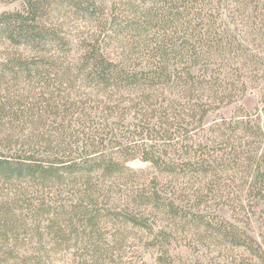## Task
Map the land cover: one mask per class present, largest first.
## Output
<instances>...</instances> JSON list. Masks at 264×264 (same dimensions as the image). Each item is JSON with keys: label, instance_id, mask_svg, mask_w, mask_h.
<instances>
[{"label": "trees", "instance_id": "obj_1", "mask_svg": "<svg viewBox=\"0 0 264 264\" xmlns=\"http://www.w3.org/2000/svg\"><path fill=\"white\" fill-rule=\"evenodd\" d=\"M4 1L0 264H123V226L174 264L181 224L264 264V0Z\"/></svg>", "mask_w": 264, "mask_h": 264}, {"label": "rangeland", "instance_id": "obj_2", "mask_svg": "<svg viewBox=\"0 0 264 264\" xmlns=\"http://www.w3.org/2000/svg\"><path fill=\"white\" fill-rule=\"evenodd\" d=\"M18 3H8L4 0L0 1V11L12 8ZM7 52L6 47L0 44V58L5 55ZM64 56L59 60L57 66L53 69L51 76L57 73V70H67L66 69V60ZM61 79L55 82L56 92L63 94L67 82L64 80V75L61 71ZM57 79V77H56ZM21 87V89H20ZM31 91L42 90V86L35 85L32 86ZM29 86L25 82H20L11 86V90H16L18 92H28ZM24 90V91H23ZM257 103L256 91L250 90L245 99L242 101V104L248 109L252 110ZM225 114H230V109L225 110ZM149 164L143 162L140 159L132 160L128 163V166L131 168H146ZM219 214L223 215L225 218L230 219L238 224L242 222L247 223L248 218L243 214H238L239 220L237 221L234 218L232 211L227 208L219 207ZM236 220V221H235ZM259 222L257 218L253 217L250 219V224L254 229V233L257 235L261 232L259 230ZM173 225H170L168 228H171ZM119 227L115 221H109V226L107 231L116 233L117 228ZM175 227V226H174ZM177 229L175 239L170 246L171 258L174 261V264H245L243 263L246 259L248 253L240 247L232 246L231 244L223 243L220 239H216L210 233L205 232L204 227L202 226H191L181 224ZM122 234L126 237V252L123 259V264H142L143 260L148 264H156V259L158 256V249L153 247H145V242L148 237L146 234L137 228H132L131 226H123L121 228ZM202 237L200 239V237ZM205 237V238H204ZM50 245L49 247H51ZM52 248V247H51ZM77 248L73 247L70 250L63 249L58 252L51 253V259L49 264H74V256Z\"/></svg>", "mask_w": 264, "mask_h": 264}]
</instances>
